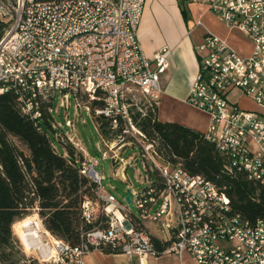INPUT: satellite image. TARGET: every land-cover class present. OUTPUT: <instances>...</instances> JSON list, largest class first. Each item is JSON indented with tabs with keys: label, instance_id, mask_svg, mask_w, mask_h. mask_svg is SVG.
Instances as JSON below:
<instances>
[{
	"label": "built area",
	"instance_id": "built-area-1",
	"mask_svg": "<svg viewBox=\"0 0 264 264\" xmlns=\"http://www.w3.org/2000/svg\"><path fill=\"white\" fill-rule=\"evenodd\" d=\"M202 1L228 28L242 31L253 50L242 56L224 39L206 32L194 47L198 69L186 101L208 115L204 134L224 157L225 171L243 173L264 187V0ZM144 4L145 0H0V21L5 24L0 38V95L14 94L20 113L34 122L47 108L53 132L75 130L67 114L64 127L54 121L52 104L58 92L59 106L66 108L72 99L75 112L83 109L91 117L108 118L112 128L122 121L134 129L131 111L144 115L156 105L170 54L166 46L151 57L144 54L137 38ZM199 25L198 21L195 26ZM229 95L245 98L259 109L229 102ZM99 101L103 105L94 106ZM134 130L146 172L139 175L142 189L127 185L138 214L105 190L104 177L93 169L95 198H84L81 217L93 225L101 211L106 225L86 232L77 247L46 230L39 260L84 264L85 254L108 246L127 258L172 254L180 264H264V220L246 221L231 210L228 198L214 184L189 174L180 164L161 163L154 145ZM128 131L125 127L123 134ZM103 144L108 150L101 158L110 152L121 171L115 174L126 182L123 173L131 157L125 160L112 143ZM136 156L140 157L132 160ZM144 159L150 163L149 172ZM152 168L161 186L153 182ZM80 173L85 176L86 169ZM163 243L168 246L159 252L157 245Z\"/></svg>",
	"mask_w": 264,
	"mask_h": 264
},
{
	"label": "trees",
	"instance_id": "trees-1",
	"mask_svg": "<svg viewBox=\"0 0 264 264\" xmlns=\"http://www.w3.org/2000/svg\"><path fill=\"white\" fill-rule=\"evenodd\" d=\"M4 27L0 21V38ZM96 105L101 107L103 102H95ZM46 109L42 110V119L34 122L20 113L14 94L0 95V264H17L12 254L11 226L29 205L38 204L44 228L71 247L79 246L86 232L106 225L105 217L93 225L84 223L81 203L85 197L95 198L97 184L80 173L73 148L56 152L45 130H53L52 117ZM131 122L146 142L154 145L161 163L180 164L189 174L200 175L214 184L228 198L231 210L246 221L264 220V187L243 173L228 174L224 157L204 133L175 122L158 121L156 105L148 107L144 115L132 110ZM95 123L102 143L121 139L124 128L129 126L120 121L112 128L105 117L95 118ZM14 140L26 147L27 155ZM119 142L118 146L122 145L123 139ZM152 180L161 186L156 171ZM166 246L168 243L157 245L158 251ZM99 250L106 254L119 253L108 246Z\"/></svg>",
	"mask_w": 264,
	"mask_h": 264
},
{
	"label": "crops",
	"instance_id": "crops-1",
	"mask_svg": "<svg viewBox=\"0 0 264 264\" xmlns=\"http://www.w3.org/2000/svg\"><path fill=\"white\" fill-rule=\"evenodd\" d=\"M198 21L200 25L195 26ZM206 32L224 39L242 56L252 53L253 45L249 38L242 31L230 29L218 20L202 0H145L137 29L142 50L147 57L163 46L170 51L168 68L159 80L158 121L175 122L202 133L206 131L208 115L186 101L198 69L194 47L202 43ZM120 148L116 147L115 151ZM82 261L84 264H180L172 254L140 259L137 256L127 258L121 253L106 254L100 250L85 254Z\"/></svg>",
	"mask_w": 264,
	"mask_h": 264
},
{
	"label": "rangeland",
	"instance_id": "rangeland-1",
	"mask_svg": "<svg viewBox=\"0 0 264 264\" xmlns=\"http://www.w3.org/2000/svg\"><path fill=\"white\" fill-rule=\"evenodd\" d=\"M236 95H229V102H239L240 106L249 110L259 109L255 104L246 100L245 98L238 99V96ZM60 97L61 94L59 92L56 93L55 100L52 104V114L54 121L57 125L64 127V117L67 114L68 119L74 123L75 130L73 132H53V130L51 129H45L48 136H50L52 141L54 142L56 152H64V148L66 147L73 148V158L81 166V169H86L85 177H87L91 182H94L93 177L91 176L89 171L92 168V170L94 169L95 171L99 172L104 177V180L101 181L102 187L105 190H110L114 197L120 203H124L133 215H137L138 211L133 202L132 190L129 189L127 185L131 184L133 190L142 189L144 187V183L142 179L139 178V175L143 177L146 172L143 168L141 152H139V144L134 139L136 132L134 130L135 128L132 129L127 126V129L129 130L128 133L124 134L121 139H116L114 142H112V145L116 149V147H118V144L120 143L119 141L123 139V142L121 143L122 145H120L121 148L117 152H119L125 160H128L129 157H131V159L129 160L131 164H129V166L125 168L123 173L124 177L126 178V182H124L119 179L115 174V172L120 173L121 171L117 162L109 158L111 153L107 152L108 158H101V153L103 151H107L108 149L100 139L95 123V117H91V115L83 109H80L75 112L72 99H70V103L66 108L63 106H59ZM13 143L24 154H28V151L23 144L19 143L17 140H14ZM77 143H80L81 146H78ZM81 147H83L88 154H85ZM137 154L140 155V157L136 156L137 160H132V158L135 157V155ZM96 160L98 161V165L94 166ZM144 164L146 166V170L149 172L148 167L150 166V163L146 159H144ZM151 175L155 178L154 168H152ZM127 195H129L130 201H132L130 206L125 202V197ZM30 197L31 195L29 194L27 201H29ZM38 211V204L29 205V207L26 209V211H24L22 216L18 220H16L11 226L13 241L12 254L13 259L17 261V264H31L32 262H35V264H54L53 261H40L38 251L31 250L28 252V250L21 243L18 233L16 232V226L19 223L34 218L40 227L42 237H47V235H45L46 229L42 224V219L40 218ZM102 217H105V215L101 213V211H99V213H97V218L102 220ZM39 222L41 223V225L39 224ZM146 226L149 228L150 231L152 230V232H155L153 230L152 223L149 224L148 222H146Z\"/></svg>",
	"mask_w": 264,
	"mask_h": 264
},
{
	"label": "bare ground",
	"instance_id": "bare-ground-1",
	"mask_svg": "<svg viewBox=\"0 0 264 264\" xmlns=\"http://www.w3.org/2000/svg\"><path fill=\"white\" fill-rule=\"evenodd\" d=\"M39 224L41 225L40 222ZM16 232L18 233L21 243L28 250V252L31 250L42 252L41 246L44 245L43 237L40 231V227L34 218L19 223L16 226ZM43 249L46 250L47 247H43ZM50 249L51 251H53L51 247Z\"/></svg>",
	"mask_w": 264,
	"mask_h": 264
},
{
	"label": "water",
	"instance_id": "water-1",
	"mask_svg": "<svg viewBox=\"0 0 264 264\" xmlns=\"http://www.w3.org/2000/svg\"><path fill=\"white\" fill-rule=\"evenodd\" d=\"M89 172H90L91 176H93V170H90ZM125 202H126L128 205H130V197H129V195H127V196L125 197Z\"/></svg>",
	"mask_w": 264,
	"mask_h": 264
}]
</instances>
